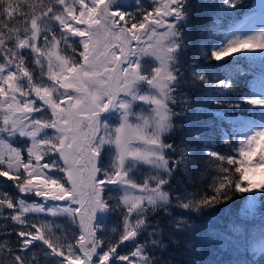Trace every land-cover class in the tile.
Returning a JSON list of instances; mask_svg holds the SVG:
<instances>
[{"label": "snow or ice", "instance_id": "obj_1", "mask_svg": "<svg viewBox=\"0 0 264 264\" xmlns=\"http://www.w3.org/2000/svg\"><path fill=\"white\" fill-rule=\"evenodd\" d=\"M243 4L0 0V264H204L203 220L225 264H264L237 222L264 209V0Z\"/></svg>", "mask_w": 264, "mask_h": 264}, {"label": "trees", "instance_id": "obj_2", "mask_svg": "<svg viewBox=\"0 0 264 264\" xmlns=\"http://www.w3.org/2000/svg\"><path fill=\"white\" fill-rule=\"evenodd\" d=\"M253 2L254 0H244V4L241 5L242 10L244 5H248ZM242 18L244 17L240 16L239 20ZM225 27H227V22H225ZM221 63H223V61ZM240 63L245 68L249 66L248 61L241 60ZM236 79L238 81L237 88L246 91L247 90L246 81L251 79V76H238L236 77ZM233 99H235V97H233ZM218 147H222V146L218 145ZM4 186L6 187L7 185ZM238 206H239V201L235 202L232 205L233 214ZM226 208L227 206L222 205L218 212V216L223 218L225 225L229 222V214L226 211ZM260 211H264V209L258 210L257 216L252 220L237 221V222L242 223L243 226L246 228H255L256 231H259L261 227H264V221L261 220L259 215ZM197 223L200 225L201 235L203 237H206V241L202 243L201 252L199 256V258L204 262V264H225L226 261L232 259V256L228 251H221L220 248L217 246V238L207 235L209 228H222L223 225H220L215 221L209 223L207 220L197 221ZM108 224H109V236L107 238L111 239L114 238L115 234H112L110 232V229L112 226L116 224V221L110 220ZM175 251H176V259L180 262V264H186V261L189 257L183 254L184 249L180 248V249H176Z\"/></svg>", "mask_w": 264, "mask_h": 264}, {"label": "rangeland", "instance_id": "obj_3", "mask_svg": "<svg viewBox=\"0 0 264 264\" xmlns=\"http://www.w3.org/2000/svg\"><path fill=\"white\" fill-rule=\"evenodd\" d=\"M250 27H251V29L259 30V27H260V21H259V20L255 21L253 24H251ZM247 30H249V26H248V25L245 26L244 31H247Z\"/></svg>", "mask_w": 264, "mask_h": 264}]
</instances>
